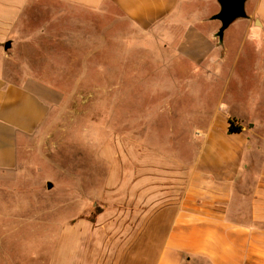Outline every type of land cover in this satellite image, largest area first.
Masks as SVG:
<instances>
[{
    "label": "crops",
    "instance_id": "obj_1",
    "mask_svg": "<svg viewBox=\"0 0 264 264\" xmlns=\"http://www.w3.org/2000/svg\"><path fill=\"white\" fill-rule=\"evenodd\" d=\"M247 5L251 17L232 24L221 43L213 20L190 21L196 8L186 0H0V175L24 166L21 149L51 115L59 88L34 76L45 75L68 47L92 44L84 54L66 51L72 60H89L100 50L96 44L116 43L128 29L138 39L162 32L164 43H176V59L209 73L231 64L227 83L250 58L261 84L246 94L247 103L262 107L264 0ZM235 29L243 40L231 51ZM248 41L257 50L243 51ZM88 72L83 64L76 73ZM245 83L239 76L235 88ZM228 90L221 93L223 111L207 115L188 159L152 155L142 145L123 148L119 159L104 152L102 211L94 222L89 213L62 224L48 264H264V156L261 163L250 157L257 124L250 125L251 109L245 117L235 101L224 102ZM230 119L241 133L229 134Z\"/></svg>",
    "mask_w": 264,
    "mask_h": 264
},
{
    "label": "rangeland",
    "instance_id": "obj_2",
    "mask_svg": "<svg viewBox=\"0 0 264 264\" xmlns=\"http://www.w3.org/2000/svg\"><path fill=\"white\" fill-rule=\"evenodd\" d=\"M186 1L196 8L189 12L190 21L202 17L211 20L220 10L216 0ZM211 23L217 34L220 22ZM161 33L159 38L138 39L128 29L116 43L96 44L100 50L89 60H72L66 51L84 54L92 50V44L77 50L68 47L45 75L34 76L48 79L59 89L52 92L55 103L48 121L21 149L19 161L24 166L0 175V182L5 181L0 185V264L54 261L62 224L79 215H94L99 206L97 199L109 166L104 152L119 159L123 148L142 145L152 155L178 154L180 159H188L187 150L200 145L207 115L223 111L221 93L226 87L225 103L235 101L239 105L235 108L245 117L252 110L250 125L257 124L258 138L250 140L256 150L250 157L262 162L264 104L250 108L247 103L246 94L261 84L254 78L250 58L241 60L236 76L227 83L231 64L217 74L178 60L176 43H164ZM232 35L229 50L237 51L242 34L235 29ZM242 50L255 51L257 47L248 41ZM83 64L89 72L76 73ZM239 76L246 83L235 88ZM222 125L216 123L219 129ZM243 126L249 129L248 123ZM48 183L53 184L52 189Z\"/></svg>",
    "mask_w": 264,
    "mask_h": 264
},
{
    "label": "water",
    "instance_id": "obj_3",
    "mask_svg": "<svg viewBox=\"0 0 264 264\" xmlns=\"http://www.w3.org/2000/svg\"><path fill=\"white\" fill-rule=\"evenodd\" d=\"M219 4L220 10L211 17L213 21L220 22V28L216 37L222 43L225 32L229 27L240 19H247L246 4L248 0H216ZM48 188L52 189L53 184L48 183Z\"/></svg>",
    "mask_w": 264,
    "mask_h": 264
},
{
    "label": "trees",
    "instance_id": "obj_4",
    "mask_svg": "<svg viewBox=\"0 0 264 264\" xmlns=\"http://www.w3.org/2000/svg\"><path fill=\"white\" fill-rule=\"evenodd\" d=\"M228 132H229V134L241 133L242 132V128L240 126H238L236 120L230 119L229 120ZM101 211H102V208L97 206L96 207V211L94 213V216L91 218V221L94 222L96 215L99 214Z\"/></svg>",
    "mask_w": 264,
    "mask_h": 264
}]
</instances>
